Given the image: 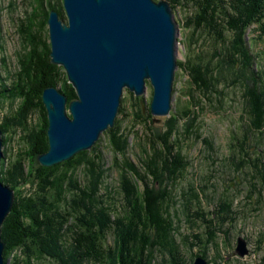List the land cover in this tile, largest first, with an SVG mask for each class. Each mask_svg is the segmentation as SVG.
<instances>
[{"label":"trees","instance_id":"1","mask_svg":"<svg viewBox=\"0 0 264 264\" xmlns=\"http://www.w3.org/2000/svg\"><path fill=\"white\" fill-rule=\"evenodd\" d=\"M167 1L173 5V9H176L180 3L189 10L185 16L188 19L187 24L182 20L184 14L180 18L183 36L186 32L193 35L188 42L191 56H189L187 70L192 75L195 73V64L203 65L205 77L209 80L207 83L209 87L203 91L204 93L209 92L208 95L212 98L208 101L212 103L208 107L209 111L210 108L221 107L222 110L224 109L223 111L231 112L233 110L237 112L235 103L237 106L241 104L242 115L240 119L242 123L236 121L233 123L234 126L230 133L233 151L229 159L239 168L245 167V172L241 176L243 179L247 178V184L250 182L251 185L248 184V186L252 187L251 194L259 192L260 186L255 184V181H258V172H263V169L260 171L262 165L264 168V132L262 131V128L264 129V111L252 112L250 110L247 81L254 79L258 93L263 95L264 101V0H183V3L180 0ZM36 2L37 10H43L44 0H36ZM48 2L51 3V0ZM248 7L254 10L248 11L250 10ZM52 9L58 10L61 17L67 20L62 3L58 6L51 4L49 11ZM36 17V14H31L28 20H25L27 24L23 23L25 27L22 28V33L28 30L32 23L34 24ZM232 18H234L233 21ZM246 18L248 19L246 20ZM45 21L46 19H44ZM183 27L188 29H183ZM30 37L42 41L46 54L43 57H38V54L35 56L36 60L32 65L36 67V70L33 71L28 67L27 78L21 80L19 87H22L23 84H33L30 90L34 92L33 94L28 93L27 99L32 105H35L39 112L40 128L35 131L34 138L30 139L31 147L24 150L20 149L21 152H24L22 153L23 158L17 159V165L15 162L14 165L12 164L9 173H6L5 170V157L1 164V179L15 190L13 209L5 219L2 229V238L5 242V259L16 258L10 264H19L22 256L20 251L22 250L27 258L24 260V257V264L40 262L43 257L41 263L44 259L49 258L53 264H152L153 257L158 252L164 255V259L169 264H187L189 257L186 256L185 249L187 246L190 249L194 248L196 243L190 240L189 235L180 232L182 218H186L191 223H196L194 219L197 222L200 220L199 225L205 226V228L215 224L214 218H208L205 210L199 215L201 210L194 209L196 205L201 204L200 196L203 193L206 194L207 180L205 178L203 181H188L187 187L183 188L185 192L179 194L178 183L185 179L183 176L186 175V173L182 174V171L183 169L187 170L190 166L193 167L194 162L189 154H183L182 150L176 149L178 144L181 143L182 146L184 143L181 135L178 137L180 139L178 144H176L170 129L167 128L165 132L157 133L151 125L153 124L151 123L152 120L146 114L140 115L139 119L134 116L131 128L123 127V120H127L129 116V110L124 99L115 125L103 134V138H106L104 139L107 142V147H110L109 151L112 152L110 167L106 166L108 157L101 146L103 139H100L92 149L78 152L67 162L53 166L36 167V171L32 175L34 181L41 177L45 179L44 183H47L46 186L48 187L45 186V190L37 189V195L24 194V189L20 188L19 179L24 177L29 179L31 176V174L26 175L23 170L24 158L29 155L30 165H33V161L38 155L48 151L50 147L48 112L43 102L44 89L50 86H60L61 90L69 96V101L77 97L73 85L68 81L66 72L62 71L60 66L52 63L51 43L46 42L44 34L40 31L36 35L31 32ZM201 39L204 42L207 41V47L203 45L201 51H197L194 45L200 47L201 44L198 41ZM235 40L239 43H236ZM233 45L235 48L231 47ZM208 48H210L209 51ZM180 66L183 67L182 64ZM242 71V84L244 81L246 88L243 93L245 97L244 95L236 97L237 92L233 95L229 91L226 92L225 89L223 92L213 93V89L216 87L214 81L219 80L217 78L218 73H222L226 84H229L228 86L236 88L241 79L239 74ZM38 76L43 77V79L38 81L37 78H41ZM235 79L237 80L236 84H234ZM178 80L179 75L176 82ZM37 81L38 83H36ZM193 84H195L194 81ZM14 86L16 87V84L5 82L0 87V101L21 95ZM201 97L198 101L192 98L193 105H198L197 108L202 105ZM263 105L264 102L261 106L262 109ZM182 108L183 105L175 111L174 123L179 120L185 122L191 116L189 112V116L180 112ZM0 128L6 135L4 142L8 141L9 136L5 133L7 125L0 124ZM140 129L142 133H139ZM201 129L203 127L198 121V116H194L193 124L186 125V133L181 131V134L183 133L187 139L195 134V138H193L198 141L196 137L202 138ZM132 132L137 135V140L134 142H137L141 150L136 151V155L140 163L146 168L145 170L140 169L137 164L133 165L132 158L135 153L130 152L133 147L132 142L129 141ZM250 140L254 142V146H262L263 149L251 150L250 153L248 148L251 146ZM206 142L209 141L206 139ZM134 150L135 148H133ZM212 151L215 152L214 144ZM179 154L180 156L183 155L181 158L184 157V160L187 159L182 166L176 157ZM176 165L177 168H175ZM234 165L231 164L232 169ZM19 166H21V171L18 169ZM114 169L116 170L114 174H117L123 187L124 197L119 196L118 200L107 203L105 197L108 195L105 190L94 192L91 181L99 178L101 180L99 183H108L105 179L107 178L106 173H111ZM78 170L89 171L90 174L85 175L86 177L93 176L88 185L78 180L76 174ZM236 172L240 173L238 169ZM14 173L18 177L14 176ZM54 174L55 179H50L51 175ZM158 175L159 177H157ZM230 176L240 179L236 174L234 176L229 174ZM155 181L161 183L160 185H165V183L168 185L165 189L153 187ZM171 181L175 182L172 183ZM54 183L57 184L53 186ZM240 183L243 184V181ZM247 188L249 189V187ZM262 195L264 196L263 193ZM99 196L102 198L100 201L98 200ZM229 199L228 192L222 195L218 205L221 209H218L220 214L225 209H230ZM108 215H110L109 219L107 218ZM222 219L224 222L225 218L222 217ZM108 220H110L109 223H107ZM201 231L197 241L202 244L200 245L201 250L207 251V244L213 239L209 233L204 231V234H201ZM110 233L114 235L115 247L113 243H110ZM262 239L264 240V234ZM199 251H190L192 262L199 255L205 256ZM72 260L77 261L74 263ZM173 260L175 261L173 262Z\"/></svg>","mask_w":264,"mask_h":264},{"label":"rangeland","instance_id":"2","mask_svg":"<svg viewBox=\"0 0 264 264\" xmlns=\"http://www.w3.org/2000/svg\"><path fill=\"white\" fill-rule=\"evenodd\" d=\"M180 2L183 3L184 1L180 0ZM61 3L63 4V0H51V3L48 2V0H44L43 10L41 9L37 10L36 0H0V87L5 82L14 83L16 84V87L14 86L15 89H17L21 93V95H19L16 98H5L4 100L0 101V124L4 123L7 125L5 133L9 136L8 141L4 142V149H3L4 157H5L6 173L7 172L9 173L10 168L13 166L12 164L16 162L17 159L23 158L22 153L24 152H21L20 149L24 150L31 147L30 139L34 138L36 134L35 131L40 128L39 112L38 110H36L37 108L35 107V105H32L27 99L29 96L28 93L33 94L34 92L30 90L33 87V84L32 85L23 84L22 87H19V85H21L20 83L21 80H26L27 78V75L29 73V71L27 72L28 67L31 68V70L33 71L36 70V67L32 65L34 60H36L35 56L38 54L39 55L38 57H43L46 54L44 44L42 43V41L36 39L38 38L37 36L36 38L35 37L31 38L30 33L32 32L35 33L36 35L40 31V33L42 32V34H44L46 42L51 43L50 35H49V22L47 20L50 15L49 10L51 9V4L58 6ZM173 10L175 11L176 19L179 23L180 28L182 26V22L180 18L183 14L184 15L182 20L187 24L188 19H186L185 16L189 10H187L185 6L181 5L180 3L178 4V7ZM31 14H36L37 17L39 18L36 17L34 24L32 23L31 26L28 27V30L22 33L21 30L23 27H25L23 26V23L27 24V21L25 22V20H28ZM44 19H46L45 22ZM184 28L186 27H183V29ZM181 31L182 30L180 29V34L178 36L180 52L178 54V60H177L178 68L176 70L174 91L172 97L173 109L168 115L157 116L151 112L150 104L152 101L153 86L150 84V82L148 86V93L146 95L147 105H145V110L143 109L140 96L136 95L130 89H125V92L123 94V99L125 100V104L127 105V108L129 110V116L127 117V120H123L122 123L123 127H128V129L131 128V125L133 124L134 116H136V119H139L140 115L146 114V116L152 120L151 123L153 124L151 125L153 126V128L157 133H161L163 131L165 132V129L167 130V128L170 129L173 133L172 135L174 140L176 141V144H178L180 140L178 137L181 135V139L182 141H184V143H182V146L181 143L178 144V148L176 149H179V151L182 150L183 154L186 155L189 154V157L193 159L194 162H193V167L190 166L187 170L183 169L182 171V174L186 173V175L183 176L185 179H182L178 183L179 194H181V192L183 193L185 192L183 188L187 187L188 181H195V182L196 180L203 181L205 178L207 180L208 188H205L206 194L203 193L200 196L201 204H199V206L196 205L194 209L201 210L199 212L200 213L199 215H201L202 212L205 210L208 218H214L215 224L211 225V227L207 226L205 228V226L199 225V223H201L200 220L197 222V220L194 219L196 223H191L187 221L186 218H182L180 223V229H181L180 232L189 235L190 240L196 243V246L194 248L190 249L187 246V249H185L186 256L189 257L187 264L193 263L192 260H190L191 258L190 256H192L190 255L192 254L190 253V251H198V250H200L199 251L200 253L205 254V256L203 257L207 259L209 264H264V240L262 239V235L264 234V214H263L264 196L262 195V193L264 194V189H263L264 172L263 173L258 172L259 178L258 181L257 180L255 181V184L257 183L261 188V189L258 188V191L260 193L256 192L251 194L252 187L248 186V184L251 185L250 182H248L247 184L246 183L247 178L245 177L243 179V177L241 176V174L245 172L244 170L245 167L242 166L241 168H239V166L234 165L232 162H230L231 160L229 159V156H231V153L233 151L232 149L233 141L230 140V133L232 132L231 129L234 126L233 123L235 121L238 123H242L240 119L242 115L241 104L237 106L235 103V108H237V112L233 110L232 111L230 110L231 112H227L226 110L223 111L224 109L222 110L221 107L220 108L218 107L220 109L219 111L217 110L218 109L217 107L210 108L209 111L208 107L212 103L208 102L210 101L208 92L204 93L203 91L205 90L204 88L196 87L197 85L195 83L194 77L192 76L194 74L191 75V72H189L187 70V67L184 66L189 64L188 60H189V56L191 55L189 51L190 49L188 46L189 44L188 42L191 39V36L193 35H191L190 32H186V34L183 36ZM198 43L201 44L200 47L194 45V48L197 51L198 50L201 51L203 45L207 47V41L204 42V40L201 39L200 41H198ZM210 48H208L207 50L209 51ZM233 48H235L234 45ZM180 64H182L183 67L180 66ZM58 66L62 68V71L63 70L65 71V68L62 65H58ZM242 74L243 71L242 73L239 74L241 78L240 79L241 83L243 80ZM178 75H179V80L178 82H176ZM217 76H218L217 78L219 79L218 81L220 82L219 83L220 88L217 90V93L223 92V90L225 89L226 92L229 91L233 95L235 92H237L236 97H240L244 95L243 94L244 92L241 90L242 88L240 85L236 87L237 89L233 86L232 87L228 86L229 84H226V81L224 80L221 72L218 73ZM203 77H205V74H203ZM199 78H200V82L203 83L204 82L202 80L203 78L202 77ZM37 79L39 81L43 79V77ZM38 81L36 83H38ZM193 81L195 84H193ZM255 83L256 82L254 81L253 78L248 79L247 81V84L249 85L248 100L250 105L254 106V107L250 106V110L252 112L264 111V105H263V109L261 108L264 102L262 99L263 95L258 93ZM242 85H244V81ZM203 94L205 95L201 97V95ZM199 97H201L202 114L198 115V121L202 125L203 129H201L202 138L200 139L199 137H196L198 139V141H196L194 139L195 134L191 136L190 139H187L186 136H183V133L181 134V131L186 133V125L193 124L194 116L191 113L192 112L194 113L195 109H196V113H198L197 110L198 105L197 106L193 105L194 103L192 101V98L197 99L198 101L200 100ZM236 99L239 100V98ZM205 103L207 104L206 106ZM216 104H218V102H216ZM182 105L183 108L181 109L180 112L182 113H184V111L186 113L189 112L191 116L188 117L187 120H185V122L179 120L177 123H174V120L171 119H174L173 116L175 111L178 109L179 106ZM204 110L206 111L204 112ZM148 115L151 116L149 117ZM262 131L264 132L263 128ZM139 133H142L141 129L139 130ZM5 137L6 135L3 132V139ZM136 137L137 135L134 132H132L129 139L130 143L132 142V147L135 148L134 151L133 148H131L130 150V152L135 153L132 158L133 165L137 164V166L140 169L145 170L146 168L144 166H141V163L136 155V151L141 150L137 142H134L137 140ZM104 138L103 135L100 138L103 139L101 146L108 157L107 158L108 163L106 164V166L110 167L112 152L109 151L110 147H107V142L105 140L106 138L105 139ZM206 139L209 142H206ZM213 144L215 147V152L212 151ZM239 144L241 145V143ZM249 144H251V146L248 147L250 149L249 150L250 153L251 150L252 151L257 150L258 148L263 149L262 146H257V147L254 146V142L252 140H250ZM179 151L177 150V152ZM28 156L24 158V162H22V165L24 172H26V175L31 174V176L29 179L28 177L19 179L21 182L20 188L24 189L25 195H37L36 193L38 192L37 189L45 190L46 187L48 186H46L47 183H44L45 179L40 177L39 180L37 179L36 181H34V176L32 175L33 172L36 171L35 169L36 167L40 168L41 166L44 165H42L38 157L33 161V165H30L31 160L29 159ZM181 156L183 155L181 154ZM181 156L180 154L179 156L178 155L176 156L178 157L180 166L186 163L185 161L187 160V159L184 160V158H181ZM149 158L151 159L152 157ZM68 160L63 162H67ZM231 164L234 165L233 169L231 168ZM18 169H20L21 171V166H19ZM237 169L240 173L236 172ZM262 169L264 171L263 165L260 168V171ZM140 172L142 171L140 170ZM114 173H116L115 169L112 170L111 173L109 172L106 173L107 178L105 179H107L106 181L108 183L105 184L103 183L104 186H102L103 184L99 183L101 181L100 179H98V182L93 180L91 181V184L94 187V192L97 193L100 190L101 191L105 190V192L108 195L105 197L107 203H109L110 201L118 200L119 196L121 198L124 197L123 187L120 184V180L117 174ZM76 174L78 180L85 182L87 185L88 183H90V180L93 177V176H88V177L85 176L87 174H90L89 171L84 172L78 170ZM229 174L232 176L236 174L238 177H240V179L232 178L231 176L229 177ZM15 175L16 177H18L17 174L14 173V176ZM0 177H1V165H0ZM52 178L55 179V174L51 175L50 179ZM135 178H137L136 175ZM42 179L43 181H40ZM240 181H243V184H241ZM156 182L157 181L153 183V187L156 186L165 189V187L168 185V183H165V185H160L159 182H157V184ZM171 182L174 183L175 181H171ZM56 184L57 183H54L53 186ZM247 187H249V189ZM227 192H228V196L230 197L228 202L229 204H231L230 209H225L223 213L220 214V212L218 211L219 209L218 205L220 204L219 202L221 201L222 195ZM98 200L100 201L102 200V198L99 196ZM222 217L225 218L224 222ZM107 218L109 219L110 215H108ZM109 221L110 220H108L107 223H109ZM3 225L4 223L2 224V229H3ZM200 231L201 234H204V231H206L211 235L213 239L207 244V251L201 250L200 245L202 244L197 241V239H199L198 236ZM239 239H242L246 242V248H247L246 254H241L237 250ZM109 240L110 243H113L115 247L116 242L114 243V235L112 233H110ZM20 255L22 256L20 258L21 261L19 264H24L23 261L27 259L24 256V251L22 252L21 250ZM168 256H170V254H168ZM15 259L10 258L7 259L6 261L9 260L8 264H10L12 263L13 260L15 261ZM41 260L40 262L38 261L34 262V264H53V262L49 258L44 259L42 263ZM164 260H165L164 255L157 252V255L153 257L152 264L168 263L166 260H165L166 262Z\"/></svg>","mask_w":264,"mask_h":264},{"label":"water","instance_id":"3","mask_svg":"<svg viewBox=\"0 0 264 264\" xmlns=\"http://www.w3.org/2000/svg\"><path fill=\"white\" fill-rule=\"evenodd\" d=\"M67 20L56 9L48 18L51 60L65 68L77 97L60 86L43 91L49 119V150L38 155L44 166L66 161L90 150L113 127L125 89L147 105L153 86L151 112L168 115L178 68L180 26L167 0H63ZM0 128V165L4 157ZM15 190L0 177V264H8L2 224L12 211ZM237 250L247 253L239 239ZM192 264H209L199 255Z\"/></svg>","mask_w":264,"mask_h":264},{"label":"bare ground","instance_id":"4","mask_svg":"<svg viewBox=\"0 0 264 264\" xmlns=\"http://www.w3.org/2000/svg\"><path fill=\"white\" fill-rule=\"evenodd\" d=\"M245 1V0H244ZM225 2V1H224ZM204 4V3H203ZM210 4V3H209ZM209 6V5H208ZM252 7V6H251ZM256 7V6H255ZM259 7H260V5H259ZM245 9H246V7H244ZM203 9V8H202ZM207 9V8H206ZM248 9H250V10H248V11H253V10H251V8L250 7H248ZM208 10V9H207ZM261 10V9H260ZM211 13V12H210ZM249 13H251V12H249ZM201 14V13H200ZM263 14V13H262ZM211 16V15H210ZM251 17V15H248V17ZM200 17V16H199ZM213 17V16H212ZM240 17V16H239ZM243 18V17H242ZM198 19V18H197ZM196 19V20H197ZM233 19L234 18H232V21H233ZM248 18H246V20H247ZM212 20H213V18H212ZM240 20V19H239ZM245 20V21H246ZM212 22H214V21H212ZM201 24V23H200ZM238 24V23H237ZM216 25V24H215ZM232 25V24H231ZM239 26V25H238ZM212 28V27H211ZM243 30V29H242ZM242 30H240V32L242 33ZM240 33V34H241ZM221 36V35H220ZM241 39V38H240ZM241 40H243V39H241ZM235 41H237V40H235ZM236 43H239L238 41L236 42ZM229 47V46H228ZM232 48H233V46H231ZM218 48V47H217ZM228 49V48H227ZM218 50V49H217ZM227 51V50H226ZM237 59V58H236ZM234 60V59H233ZM208 64V63H207ZM184 66H186V67H188V65H184ZM243 66V65H242ZM193 67V66H192ZM210 70V69H209ZM194 71H195V76H193L194 77V79H195V83H196V87L198 88V87H202V88H204L205 90H207L206 88H208L209 87V85L207 84L208 83V79L206 78V77H203V74L205 73V70H204V68H203V65L202 64H199V63H197V64H195V67H194ZM199 77H202L201 79L204 81L203 83L202 82H200V78ZM224 78V77H223ZM210 79V78H209ZM207 81V82H206ZM215 82V85H216V87H215V89H213V93L215 94V92L217 93V90L220 88L219 87V81L218 80H215L214 81ZM235 83H237V80L235 79V82H234V84ZM213 84V83H212ZM238 85H240L241 86V90L244 92L245 91V86L244 85H242V83L240 82V80L238 81ZM183 92V91H182ZM209 93V92H208ZM245 97V96H244ZM212 98H210V100H211ZM10 100V99H9ZM237 101V100H236ZM201 109H202V107L200 106V108H197V110H198V113H196V109H195V111H194V113H191V114H193L194 116H198L199 114H202V111H201ZM206 110H204V112H205ZM208 112V111H207ZM184 114L185 115H189V113H186L185 111H184ZM173 116V115H172ZM172 116H170V117H172ZM174 117V116H173ZM175 118V117H174ZM171 120H174V119H171ZM169 132H170V130H169ZM210 140V139H209ZM186 143V142H185ZM184 158V157H183ZM181 161H182V159H181ZM16 163V162H15ZM14 165V164H13ZM15 165H17V163L15 164ZM141 166H143L142 164H141ZM175 167H177V165L175 166ZM17 168V167H16ZM180 168V167H179ZM14 169V168H13ZM18 170V169H17ZM20 170V169H19ZM192 170V169H191ZM15 172H17L16 170H15ZM264 172V171H263ZM262 172V173H263ZM16 174V173H15ZM167 175V174H166ZM157 177H159V175L157 176ZM161 177V176H160ZM99 179V178H98ZM129 179V178H128ZM155 179H156V177H155ZM165 179V178H164ZM93 180V179H92ZM95 181H97L98 182V180H95ZM130 181V180H129ZM164 181V180H163ZM128 184V183H127ZM161 184V183H160ZM132 185H134V184H132ZM125 187V186H124ZM261 189V188H260ZM94 190V189H93ZM144 190V189H143ZM141 192V191H140ZM260 193V192H259ZM170 200V199H169ZM103 210V209H102ZM101 213V212H100ZM191 215V214H190ZM199 216V215H198ZM85 217V216H84ZM87 220V219H86ZM45 248V247H44ZM51 250V249H50ZM52 251H53V249H52ZM51 251V252H52ZM168 252V251H167ZM176 253V252H175ZM48 254V253H47ZM71 254V253H70ZM69 254V255H70ZM229 254V253H228ZM72 255V254H71ZM78 255V254H77ZM132 255V254H131ZM67 256V255H66ZM73 256V255H72ZM71 257V256H70ZM173 257H175V256H173ZM213 257V256H212ZM223 257H225V256H223ZM177 258V257H176ZM133 259H135V258H133ZM222 259V258H221ZM74 263H75V261H77V260H72ZM148 261V260H147ZM175 260H173V262H174ZM68 262V261H67ZM146 262V261H145ZM181 262V261H180ZM183 262H185V261H183ZM71 264H73V263H71Z\"/></svg>","mask_w":264,"mask_h":264}]
</instances>
